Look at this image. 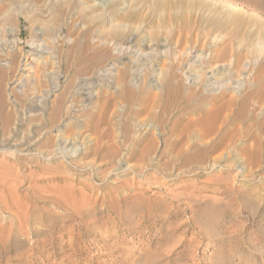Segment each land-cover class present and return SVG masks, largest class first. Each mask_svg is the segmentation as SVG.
<instances>
[{
  "label": "rangeland",
  "instance_id": "obj_1",
  "mask_svg": "<svg viewBox=\"0 0 264 264\" xmlns=\"http://www.w3.org/2000/svg\"><path fill=\"white\" fill-rule=\"evenodd\" d=\"M171 72L186 94L147 117ZM261 78L264 0H0V264H264V156L240 150ZM228 98L239 136L192 164L162 150Z\"/></svg>",
  "mask_w": 264,
  "mask_h": 264
},
{
  "label": "bare ground",
  "instance_id": "obj_2",
  "mask_svg": "<svg viewBox=\"0 0 264 264\" xmlns=\"http://www.w3.org/2000/svg\"><path fill=\"white\" fill-rule=\"evenodd\" d=\"M35 47H36V45H35ZM38 52H40V51H38ZM139 57L140 56H138V58ZM194 65H195V63H194ZM136 69L137 68L135 67V70ZM137 70H139V69H137ZM136 77H138V75ZM193 78H192V80H189V81H192L191 83L194 84L195 83V78L194 79ZM223 82L224 81H222L221 83H223ZM262 82H264V78H261V80L258 79L257 80V85L259 86ZM226 83L223 84V85H226ZM216 85L215 84L213 85L212 82L208 83L207 84V87H208L207 89L210 90V91H214V90L216 91V90L219 89V86H216ZM222 86L220 85V88ZM230 87H232V85ZM87 88L88 87H86V89ZM162 90H163L162 94L159 93V94H154L152 96L151 101H150L151 102V105H150L151 108H150V110H148V112H146L148 114L147 117H150V118H153V119H158V114H156V109L154 108L155 112L152 110L153 109L152 107H155V105H156V103L158 101H160V102L162 101L163 102L162 111L164 113H166L169 110V108L173 104H175V102L177 103V101L181 98V96L186 94V93H184L182 91V83L180 81H177L175 75L172 74V72H171V74H168L167 76L164 77ZM125 95L126 96L132 95V90L128 89V88H125ZM261 96L264 97V91L261 92ZM144 101H145V99L143 101H141L140 110H138V113H141L142 108H143V110L146 108ZM233 103H234V100L231 99V98H228L226 101L215 103L213 107H210L207 104H203V103H201L200 106H197V107H193V106L191 107L189 105L190 108L187 111V115L186 116H181L177 121H175L174 123L172 122L173 123V124H171L172 126L170 125V129H168V130H170L171 134L173 135V139H172V141L169 140L170 137L167 140L164 139V141L166 142V146L163 147L164 149H162V150L163 151H167V152L169 151L170 153H172L174 151L177 154V156H179V158L182 156L183 157L182 161L183 162L184 161L188 162L187 164H190V162L192 164L193 163L192 161L193 160L195 161V159H197V161L199 162L198 159H202V157H206V155L209 152L218 150L219 148H221L223 146V144H224V142L226 141L227 138H232V137H230L232 135V133H235L236 135H238L237 132H234V131L232 132V130L234 129L236 124L239 122V120L233 119V122H230L228 125H226L223 128V130L219 129V125H218L219 122H220L221 111L224 108L228 109V107L232 106ZM148 105L149 104L146 105L147 108H149ZM240 108L239 107L237 108V110H236L237 114H235V117L238 116V115H241L240 113H241L242 110ZM145 111H147V110H145ZM169 112H170V110H169ZM166 115H168V114H166ZM159 121H162V120L160 119ZM250 126H251L250 128L246 127L248 130L246 129V134L244 135V138L246 140H250V143L249 144L244 143V145L241 146V148H240L241 152L245 156V159L247 160L246 163L247 162L254 163V162L258 161L259 159H261L264 156V120H259L256 117H254L253 121H252V125H250ZM255 130H257L258 133H257V131L255 132ZM125 131H126V129H125ZM218 131H220L219 132L220 135H219V137L217 138V140L213 144L207 145V144H205L202 141V140H204L205 137H208V136L212 135L215 132L217 133ZM194 132H195L196 135H197V133H199V136L202 138L201 139L202 143H200L199 141L192 140L193 137L195 139V136H193V134H192ZM141 139L134 140V144L132 143V145H134V147L131 150H132V154L135 155V157H136V155L139 156L138 158L143 156L142 159H143V162H144V159H145L144 156H146V155H143V154L147 151V148L144 146L145 144L143 145V147H140V145H142L141 144ZM184 141L185 142L187 141L186 145L182 144ZM63 146H64V144H63ZM99 146H100V144H99ZM166 154L168 155V153H166ZM12 155H13V153H12ZM76 155H78V154H76ZM173 157H174V155H173ZM138 158H136V159H138ZM19 160H20V158H19ZM140 160H141V158L139 159V163H140ZM173 161H175V160L173 159ZM261 161H262V159H261ZM6 171H8V170H6Z\"/></svg>",
  "mask_w": 264,
  "mask_h": 264
}]
</instances>
